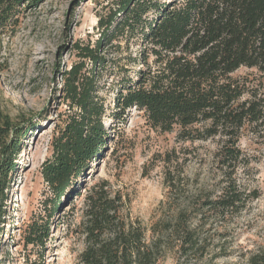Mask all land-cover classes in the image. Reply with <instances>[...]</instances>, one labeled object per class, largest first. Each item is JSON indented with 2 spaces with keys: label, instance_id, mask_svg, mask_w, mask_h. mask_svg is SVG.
I'll return each mask as SVG.
<instances>
[{
  "label": "trees",
  "instance_id": "obj_1",
  "mask_svg": "<svg viewBox=\"0 0 264 264\" xmlns=\"http://www.w3.org/2000/svg\"><path fill=\"white\" fill-rule=\"evenodd\" d=\"M41 1L0 0V32L14 31L26 9ZM107 7L98 15V40L77 43L79 60L63 73L68 112L52 140V156L41 167L55 197L53 214L44 224L35 221L28 227L26 243L45 246L62 200L107 145L109 133L103 122L107 107L100 80L111 69L120 77L114 117L121 121L127 110L136 108L152 128L178 131L184 142L220 138L217 161L223 185L217 196L210 192L195 196L199 199L195 203L188 198L174 222L154 230L148 239L138 220L124 216L123 197L112 195L108 182L96 184L85 200L86 248L81 262L158 264L171 241L182 256L198 253L205 249L200 231L209 217L238 214L247 199L257 197L241 189L235 175L243 155L239 148L243 131L264 126V0H108ZM133 45L139 46L138 54H130L126 64L112 69L106 56L110 49L123 52ZM242 68L256 74L234 78ZM26 133L0 116V225L5 223L8 191ZM168 176L170 193H177L179 178L171 177V172ZM249 262L264 264V252L253 254Z\"/></svg>",
  "mask_w": 264,
  "mask_h": 264
},
{
  "label": "rangeland",
  "instance_id": "obj_2",
  "mask_svg": "<svg viewBox=\"0 0 264 264\" xmlns=\"http://www.w3.org/2000/svg\"><path fill=\"white\" fill-rule=\"evenodd\" d=\"M107 2L43 0L26 9L14 31L0 32V116L27 132L8 191L5 223L0 225V264H30L40 259L45 264H82L86 196L104 181L112 195L123 197L124 216L131 222L138 220L148 239L154 230L174 222L188 198L195 203L199 200L195 196L220 194L223 175L217 158L221 139L184 142L178 131L152 128L136 108L117 120L114 100L120 77L110 69L100 80L107 107L103 118L109 133L107 145L62 200L54 223L50 222L45 246L26 243L28 227L35 221L44 224L53 214L55 197L44 182L41 167L52 156V140L68 112L63 73L79 60L77 43L98 40V15L108 11ZM114 48L106 55L112 69L126 64L125 59L140 50L138 45L123 52ZM255 74V70L242 68L233 77L253 78ZM239 148L243 155L235 178L241 189L257 197L247 199L238 214L225 219L209 217L200 231L204 250L182 256L171 241V249L158 264H250L253 254L264 252V126L247 127ZM170 172L180 180L173 194L168 187ZM191 220L193 226L198 225L197 219Z\"/></svg>",
  "mask_w": 264,
  "mask_h": 264
}]
</instances>
